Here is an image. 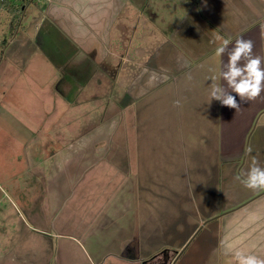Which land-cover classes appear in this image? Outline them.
<instances>
[{"label":"rangeland","instance_id":"374dc122","mask_svg":"<svg viewBox=\"0 0 264 264\" xmlns=\"http://www.w3.org/2000/svg\"><path fill=\"white\" fill-rule=\"evenodd\" d=\"M108 1L32 0L21 17L0 11V264H143L165 249L166 230L183 243L218 200L224 147L218 117L197 112L205 102L176 105L168 72L124 111L127 87L165 31L150 17L155 0L139 23L141 0H132L129 40L115 27L110 41ZM116 1V26L126 27ZM129 128L139 175L125 191L137 197L122 187ZM122 207L126 229L117 228ZM128 247L136 262L122 254Z\"/></svg>","mask_w":264,"mask_h":264},{"label":"crops","instance_id":"0c3cea01","mask_svg":"<svg viewBox=\"0 0 264 264\" xmlns=\"http://www.w3.org/2000/svg\"><path fill=\"white\" fill-rule=\"evenodd\" d=\"M138 2H140L137 5L139 16L136 15L139 23L144 19L145 9L150 8L148 5L151 2L147 0ZM114 3L117 1L109 0L106 4L108 6L105 11L107 40L110 41V32L115 27H118V30L120 27L121 32L127 33L125 38L129 40L132 28L128 22H135L134 12L131 10L134 1L122 0L120 3L123 19L127 21L126 27L123 22L122 25L116 26L118 13ZM151 9L154 11L150 15L151 20H154L156 24L161 22L164 27L160 26V28L165 31L163 37H160L159 49L154 51L152 63L144 66L145 72L143 70L127 87L125 100L127 106L124 111H132V102L141 100L149 93L147 87L156 85L159 78L170 72L177 101L187 102L190 106L191 102L198 105L205 102V108L197 112L201 116L218 117L224 155L217 160L216 164L221 168L219 170L218 167L220 175L218 183L220 189L216 190L218 200L211 204L209 201V207L205 206V211L209 214L179 245L173 238L174 234L166 230L169 239L164 246L165 249L154 253L149 261L145 258L143 264H234L233 254L237 250L264 258V191L249 190L235 178L242 172L247 173L253 158L261 167H264V93L249 102H240L237 96V101L241 103L238 111L221 106L216 100L208 104L211 83L209 78L212 75L218 77L223 63L227 62V55L223 57L215 55V49L220 44L215 40L217 34L231 39L233 44L239 37L252 40L254 55L264 58V0H155ZM98 20L100 19L93 20L92 25H96V28L93 26L94 29L101 30V26L94 23ZM154 34L155 31H153ZM121 49L125 53L128 52V49L127 52L123 50L122 45ZM124 60L126 59L122 55V61ZM218 83L224 82L218 80ZM128 116L131 115L128 114ZM128 132V143L121 149L123 191L130 180L133 178L132 182H134L139 175L138 161L132 156L131 149L136 147V144L131 141L133 131L129 128ZM248 136L249 139L246 140ZM249 145L252 151L245 154V149ZM107 161L108 159L105 158L104 163L98 161L94 165L106 166ZM111 164L114 166L113 163ZM128 192L125 191L128 197H137V190L132 191V194ZM207 194L208 192H205L202 196L208 197ZM125 201H128V198ZM122 212L121 216L125 222L130 213L123 207ZM128 225L129 223L125 222L117 228L126 229ZM206 228L208 232L205 237L200 239L199 243L193 244L198 234ZM133 242L137 245V252H135L139 255L140 243L138 244L135 238ZM192 245V252L185 261L181 260L184 252ZM93 252L97 257L111 254L99 252L95 248ZM110 252L113 254V248ZM137 258L134 254L130 260L136 262Z\"/></svg>","mask_w":264,"mask_h":264},{"label":"clouds","instance_id":"9594fccd","mask_svg":"<svg viewBox=\"0 0 264 264\" xmlns=\"http://www.w3.org/2000/svg\"><path fill=\"white\" fill-rule=\"evenodd\" d=\"M215 40L220 42L215 49V55L217 57L227 55V62L223 63L218 77L212 75L209 78L211 83L208 104L216 100L221 106L238 111L241 107L240 102L253 101L264 93V58L254 55V44L250 39L239 37L233 44L231 39L217 34ZM218 80L224 83H218ZM237 96L240 102L237 101ZM175 104L179 105V101ZM251 151L252 147L249 145L245 149V154ZM235 178L249 190L264 191V167H261L255 158L247 173L242 172ZM233 261L234 264H264V258L240 250L234 252Z\"/></svg>","mask_w":264,"mask_h":264},{"label":"trees","instance_id":"16d2710c","mask_svg":"<svg viewBox=\"0 0 264 264\" xmlns=\"http://www.w3.org/2000/svg\"><path fill=\"white\" fill-rule=\"evenodd\" d=\"M32 0H0V8L11 16L21 17L27 4ZM4 41V47L6 46Z\"/></svg>","mask_w":264,"mask_h":264},{"label":"flooded vegetation","instance_id":"af4514ba","mask_svg":"<svg viewBox=\"0 0 264 264\" xmlns=\"http://www.w3.org/2000/svg\"><path fill=\"white\" fill-rule=\"evenodd\" d=\"M43 31H44V30H43ZM40 35L43 36L42 32H40ZM72 49L78 51V47H76V46H75V48H72ZM78 52H83V49L81 48V50L78 51ZM133 251H135V250H134V248H132V247H128V248H126V252H125V248H124L122 254H124V253H125V254L129 253L130 255L132 254L131 257H133V256H134ZM131 252H132V253H131Z\"/></svg>","mask_w":264,"mask_h":264},{"label":"built area","instance_id":"2783aa9c","mask_svg":"<svg viewBox=\"0 0 264 264\" xmlns=\"http://www.w3.org/2000/svg\"><path fill=\"white\" fill-rule=\"evenodd\" d=\"M0 11H1V8H0Z\"/></svg>","mask_w":264,"mask_h":264}]
</instances>
